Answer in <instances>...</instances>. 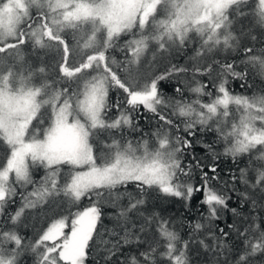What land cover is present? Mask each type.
Instances as JSON below:
<instances>
[{"label": "snow or ice", "instance_id": "1", "mask_svg": "<svg viewBox=\"0 0 264 264\" xmlns=\"http://www.w3.org/2000/svg\"><path fill=\"white\" fill-rule=\"evenodd\" d=\"M250 73L264 85V0H0V264H264ZM196 194L193 219L165 207Z\"/></svg>", "mask_w": 264, "mask_h": 264}, {"label": "trees", "instance_id": "2", "mask_svg": "<svg viewBox=\"0 0 264 264\" xmlns=\"http://www.w3.org/2000/svg\"><path fill=\"white\" fill-rule=\"evenodd\" d=\"M123 41H121L122 43ZM114 55L117 56V59H121L122 56L119 53H113ZM174 63H178V64H183L185 63V56L183 54L181 55H177L175 57V59L173 60ZM243 82L242 81H233L231 82V91L233 92V94H241V95H252L253 94V88L248 87L247 85H245V87H241V84ZM249 84H254V86L256 88H264V85H262L260 83V77L258 75H255L254 73H250L249 76ZM163 92L168 95L171 96L173 95V86L168 83L165 82L164 84L161 85ZM118 94L115 92H111L110 93V102H114L116 99V96ZM185 96H189L188 93H185ZM190 98V97H189ZM121 99H123V96L121 95ZM114 114V113H113ZM135 118L139 120V126L143 129V131L145 133L151 132L152 129L156 126L154 123L155 118L152 116V114L150 113H146L144 112V110L141 108L140 112L135 114ZM139 134H133V139H135ZM206 141H210L212 139V137L208 136L204 138ZM196 152L199 155H203L204 154V150L202 148H196ZM242 166V165H241ZM235 166L233 164H231L230 161L227 160H223L221 161L220 164V168H221V174L223 175L224 172H227L230 168H234ZM35 176L38 178L39 176L43 175V170H36L35 171ZM211 175V173H210ZM201 196L200 194H196L192 201H191V210L190 211H186L183 207V203L180 200H177L175 198H170L167 203L165 204V207L168 208L169 212L175 216V217H181L184 216L187 219H193L196 215L199 214V212L204 211L203 207L199 206V200H200ZM84 203H87V201H84ZM18 206V201H17V205H13L12 208L10 210H14V208ZM237 201H236V197L235 195H233L232 200L229 201V207H237ZM244 211H247V209H245ZM232 222V216L231 213L226 212L224 214V219L218 223L221 224V226H225V224L227 223H231ZM25 223L29 224V227L27 229H21V234L27 237H31L33 236V229L31 227V224L33 223L32 221L26 220ZM36 226L39 227L41 224V221H35ZM105 223H107V221H105ZM227 230V229H226ZM25 260L27 261V264H31V259L29 257H25ZM23 264V262H22ZM89 264H92V262L90 261Z\"/></svg>", "mask_w": 264, "mask_h": 264}]
</instances>
